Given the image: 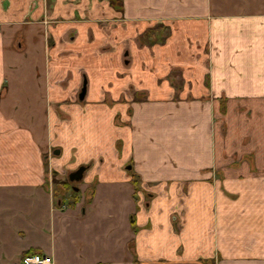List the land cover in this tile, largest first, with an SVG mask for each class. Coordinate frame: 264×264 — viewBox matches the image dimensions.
<instances>
[{"label": "crops", "instance_id": "0c3cea01", "mask_svg": "<svg viewBox=\"0 0 264 264\" xmlns=\"http://www.w3.org/2000/svg\"><path fill=\"white\" fill-rule=\"evenodd\" d=\"M261 170L264 0H0V264H264Z\"/></svg>", "mask_w": 264, "mask_h": 264}, {"label": "water", "instance_id": "95a60500", "mask_svg": "<svg viewBox=\"0 0 264 264\" xmlns=\"http://www.w3.org/2000/svg\"><path fill=\"white\" fill-rule=\"evenodd\" d=\"M85 96H86V86H84V88L82 90V93L80 95V101H83ZM85 172H86V168L85 167H81L80 169H78V171L70 174L69 181L71 183H79V182H81L83 180ZM72 191L78 192L79 189L73 187Z\"/></svg>", "mask_w": 264, "mask_h": 264}, {"label": "built area", "instance_id": "2783aa9c", "mask_svg": "<svg viewBox=\"0 0 264 264\" xmlns=\"http://www.w3.org/2000/svg\"><path fill=\"white\" fill-rule=\"evenodd\" d=\"M63 209L66 208V206L62 207ZM24 264H47L48 260L43 259L40 256H33V257H26L23 260Z\"/></svg>", "mask_w": 264, "mask_h": 264}, {"label": "rangeland", "instance_id": "374dc122", "mask_svg": "<svg viewBox=\"0 0 264 264\" xmlns=\"http://www.w3.org/2000/svg\"><path fill=\"white\" fill-rule=\"evenodd\" d=\"M248 160L247 159H244L243 160V164H246V163H248L247 162ZM258 179H259V181L260 182H262V183H264V171L263 170H261V171H259V172H257V174L255 175ZM60 181H61V179L60 178H58ZM66 179L68 180V178L66 177ZM70 183V182H69ZM63 185V184H62ZM70 185H72V188L73 187H76L77 189L79 188V184L78 183H70ZM61 188V187H60ZM71 188V187H70ZM62 190H64L63 188H61ZM67 191V190H66ZM62 193H64V191L62 192ZM71 194L72 195V193L69 191H67V194Z\"/></svg>", "mask_w": 264, "mask_h": 264}, {"label": "trees", "instance_id": "16d2710c", "mask_svg": "<svg viewBox=\"0 0 264 264\" xmlns=\"http://www.w3.org/2000/svg\"><path fill=\"white\" fill-rule=\"evenodd\" d=\"M135 183L137 184V181ZM63 186H64L65 191L67 190V191H70L72 193V197H76V193L71 191V188H70L71 185L69 183H64Z\"/></svg>", "mask_w": 264, "mask_h": 264}]
</instances>
